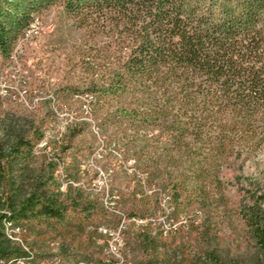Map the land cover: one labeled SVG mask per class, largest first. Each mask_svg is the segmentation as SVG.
Segmentation results:
<instances>
[{
	"label": "trees",
	"instance_id": "16d2710c",
	"mask_svg": "<svg viewBox=\"0 0 264 264\" xmlns=\"http://www.w3.org/2000/svg\"><path fill=\"white\" fill-rule=\"evenodd\" d=\"M51 6H60L78 27L104 35L112 49L100 83L82 92L94 96L93 105L124 101L114 114L121 126L114 144L137 139L131 126L158 131L145 137L156 154L139 172L171 192L168 218L190 192L188 179L208 189L230 157L245 160L264 145V0H0L2 57ZM41 138L11 125L9 139L0 142V264L25 258L8 237V225L47 226L69 210L99 206L81 200L79 191L63 197L54 191L50 161L32 173L27 160ZM251 200L240 214L264 258V191ZM151 230L143 241L155 242Z\"/></svg>",
	"mask_w": 264,
	"mask_h": 264
},
{
	"label": "rangeland",
	"instance_id": "374dc122",
	"mask_svg": "<svg viewBox=\"0 0 264 264\" xmlns=\"http://www.w3.org/2000/svg\"><path fill=\"white\" fill-rule=\"evenodd\" d=\"M34 18L35 31L19 37L12 57L0 61L5 80L23 96H0V142L9 139L11 125L41 133L27 160L32 173L50 161L54 191L61 197L79 191L81 200L99 206L94 212L69 210L47 226L7 224L8 237L32 251L17 264H52L62 258L63 264H264L240 214L252 195L264 191V145L245 160L230 157L208 189L188 179L190 192L168 218L174 207L171 192L153 187L139 172L140 164L156 154L145 137L158 131L131 126L137 139L114 144L121 127L114 114L124 101L93 105L94 96L82 92L100 83L104 57L113 54L106 37L78 27L60 6ZM147 228L154 243L142 240ZM147 245L151 249L144 252Z\"/></svg>",
	"mask_w": 264,
	"mask_h": 264
},
{
	"label": "built area",
	"instance_id": "2783aa9c",
	"mask_svg": "<svg viewBox=\"0 0 264 264\" xmlns=\"http://www.w3.org/2000/svg\"><path fill=\"white\" fill-rule=\"evenodd\" d=\"M37 19L34 18L33 22L29 24L28 28L25 30L24 34L22 35L23 38H27L30 36L35 30ZM13 52H11L9 57H12ZM2 60V55L0 54V61ZM0 68H1V62H0ZM0 96L1 98H13V99H22V94L20 91V88L17 87L15 84H10L7 80H5V75L2 73V70L0 69ZM32 251H25V253H30ZM17 258H15V264H17ZM2 264H8L7 262H4ZM43 264V263H42ZM52 264H63V258L58 263H52ZM74 264H97L93 260H82V262H77ZM101 264H107L101 263Z\"/></svg>",
	"mask_w": 264,
	"mask_h": 264
}]
</instances>
